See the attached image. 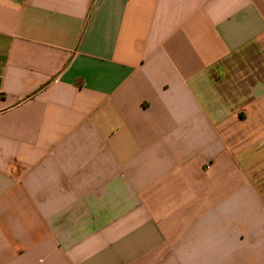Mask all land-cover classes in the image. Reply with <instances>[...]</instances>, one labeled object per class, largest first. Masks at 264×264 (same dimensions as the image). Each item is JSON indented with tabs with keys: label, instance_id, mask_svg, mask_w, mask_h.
Masks as SVG:
<instances>
[{
	"label": "crops",
	"instance_id": "1",
	"mask_svg": "<svg viewBox=\"0 0 264 264\" xmlns=\"http://www.w3.org/2000/svg\"><path fill=\"white\" fill-rule=\"evenodd\" d=\"M0 264H264V0H0Z\"/></svg>",
	"mask_w": 264,
	"mask_h": 264
}]
</instances>
